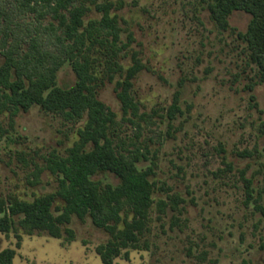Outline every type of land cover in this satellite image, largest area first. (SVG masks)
I'll return each instance as SVG.
<instances>
[{
    "label": "rangeland",
    "instance_id": "rangeland-1",
    "mask_svg": "<svg viewBox=\"0 0 264 264\" xmlns=\"http://www.w3.org/2000/svg\"><path fill=\"white\" fill-rule=\"evenodd\" d=\"M106 2L116 7L121 43L128 44L120 64L129 68L137 53L144 65L132 90L144 115L139 128L124 118L116 82L103 77L101 59L95 66L103 79L97 96L116 114L117 135L129 149L132 143L147 148L151 161L138 166L154 164V200L168 203L164 213L153 206L139 249L113 264H264V84L239 37L251 17L235 12L230 27L221 30L211 19L212 0H98ZM87 6L85 23L99 20L94 6ZM76 81L66 63L57 85L70 88ZM177 93L181 114L169 120ZM84 125L85 119L68 122L40 107L12 119L3 114L0 198L32 202L54 194L57 177L40 170L50 155H66ZM92 179L119 184L106 172ZM62 206L57 199L55 215ZM61 229L60 238L29 233L15 219L10 233H0V252L14 250V264H103L96 249L110 235L90 217L73 216Z\"/></svg>",
    "mask_w": 264,
    "mask_h": 264
},
{
    "label": "trees",
    "instance_id": "trees-1",
    "mask_svg": "<svg viewBox=\"0 0 264 264\" xmlns=\"http://www.w3.org/2000/svg\"><path fill=\"white\" fill-rule=\"evenodd\" d=\"M99 20L85 23L91 8ZM112 2L98 0H0V117L8 113L14 118L33 107L61 116L72 123L85 119L78 131L79 140L66 155L52 154L43 170L58 179V190L27 202L15 196L0 198V233L8 234L19 219L29 233L48 232L61 237L62 226L73 216L90 217L94 226L105 230L110 240L97 247L103 264H113L129 250H138L141 237L148 230L150 211L157 203L164 213L168 203L154 200V164L140 169L139 164L151 161L147 148L126 142L117 135L116 114L98 99L103 81L96 73V64L103 60L104 76L116 82L117 99L124 118L139 128L138 102L132 95L133 81L144 69L137 53L132 65L124 69L120 55L128 48L121 43V28ZM211 19L221 30L230 27L235 12L251 17L245 33L239 37L246 46L250 64L256 68L264 84V0H212ZM69 63L77 81L70 88L57 85L60 69ZM176 94L169 108L168 119L181 114ZM264 133V123L262 124ZM39 172V173H40ZM100 172L113 174L117 186H102L92 179ZM39 173L33 185L38 184ZM247 189L249 183L246 184ZM59 199L63 206L54 214ZM179 202L172 199L173 210ZM70 237L73 233L66 230ZM16 252H0V264H14Z\"/></svg>",
    "mask_w": 264,
    "mask_h": 264
}]
</instances>
